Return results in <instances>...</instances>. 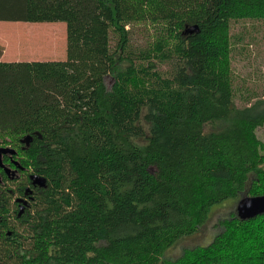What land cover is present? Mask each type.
Instances as JSON below:
<instances>
[{
	"label": "trees",
	"instance_id": "16d2710c",
	"mask_svg": "<svg viewBox=\"0 0 264 264\" xmlns=\"http://www.w3.org/2000/svg\"><path fill=\"white\" fill-rule=\"evenodd\" d=\"M0 21L67 25L65 61L0 51V264H264V215L236 212L166 257L264 195V94L236 103L232 33L264 0H0Z\"/></svg>",
	"mask_w": 264,
	"mask_h": 264
},
{
	"label": "rangeland",
	"instance_id": "374dc122",
	"mask_svg": "<svg viewBox=\"0 0 264 264\" xmlns=\"http://www.w3.org/2000/svg\"><path fill=\"white\" fill-rule=\"evenodd\" d=\"M232 33L243 37L242 42L238 44L233 66L240 86L236 103L238 106H244L246 97L264 94V22H237L233 26ZM139 38H143V35ZM247 42L250 44L242 48ZM0 51H2L1 61L4 62L65 61L67 25L65 22L0 21ZM112 82L110 77L106 79L108 87ZM257 134L264 142V126L258 129ZM3 156L2 154L1 158ZM10 172L17 175L13 170ZM237 203L227 202L215 208L207 225L197 234L179 241L167 252L166 257L175 259L185 249L208 244L223 230L219 223L228 218L231 212H236Z\"/></svg>",
	"mask_w": 264,
	"mask_h": 264
},
{
	"label": "water",
	"instance_id": "95a60500",
	"mask_svg": "<svg viewBox=\"0 0 264 264\" xmlns=\"http://www.w3.org/2000/svg\"><path fill=\"white\" fill-rule=\"evenodd\" d=\"M198 31L199 29L197 26H191V27H188L185 32L189 34H193V33H197ZM32 139L33 137L28 135L24 139H22V143L28 146L30 142L32 141ZM15 153L16 151L10 147H1L0 148V166L4 167V164L1 158L2 154L3 155H6V154L13 155ZM30 180L34 186H38L41 188L46 187L47 181L42 176L32 174L30 176ZM26 193L27 194L32 193V190L28 187L26 189ZM17 201L21 204L20 213H19V215H21L28 201L24 198H19L17 199ZM236 213H237V216L242 220H247V219L259 216V215H264V195H260V196L246 195L242 197L237 203Z\"/></svg>",
	"mask_w": 264,
	"mask_h": 264
},
{
	"label": "flooded vegetation",
	"instance_id": "af4514ba",
	"mask_svg": "<svg viewBox=\"0 0 264 264\" xmlns=\"http://www.w3.org/2000/svg\"><path fill=\"white\" fill-rule=\"evenodd\" d=\"M5 156H7L11 162H14V160H13V158H12V156H11V155H9V154H6V155H4V156H3V158H4ZM3 158H2V160H3ZM5 165L9 167V165H8V164H5Z\"/></svg>",
	"mask_w": 264,
	"mask_h": 264
}]
</instances>
